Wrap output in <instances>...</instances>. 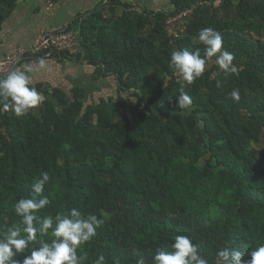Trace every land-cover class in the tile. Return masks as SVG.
Here are the masks:
<instances>
[{"label": "trees", "instance_id": "1", "mask_svg": "<svg viewBox=\"0 0 264 264\" xmlns=\"http://www.w3.org/2000/svg\"><path fill=\"white\" fill-rule=\"evenodd\" d=\"M17 2L0 0V27ZM187 10L185 31L170 36L167 21ZM204 27L222 35L240 74L225 80L213 58L186 87L193 105L184 115L170 53L203 54L196 37ZM69 30L80 33L78 53L52 56L88 61L114 78L115 94L96 102L82 89H54L39 115L0 114V231L19 222L15 202L47 171L41 216L77 208L103 220L78 249L84 264L100 254L106 264H135L140 255L152 264L177 234L190 236L209 264L224 246L247 258L264 244V0H105ZM234 88L239 103L228 96Z\"/></svg>", "mask_w": 264, "mask_h": 264}, {"label": "clouds", "instance_id": "2", "mask_svg": "<svg viewBox=\"0 0 264 264\" xmlns=\"http://www.w3.org/2000/svg\"><path fill=\"white\" fill-rule=\"evenodd\" d=\"M203 45L195 50L178 49L170 53V67L180 77L179 94L175 98L177 108L184 115L191 114L192 98L186 87L199 80L213 58L224 79L240 74V68L234 63L235 54L223 47L222 35L211 27L200 29L196 37ZM49 68L45 57L37 59L35 67L28 65L13 68L0 77V114L11 113L16 118L36 115V110L45 101V96L33 86V73ZM223 81L217 80L216 87L221 88ZM229 98L239 103L241 93L232 89ZM181 115V112L177 113ZM50 176L43 171L31 182L32 194L20 198L14 204L19 222L6 226L0 231V264H84L87 257L78 255V249L91 241L97 229L103 224L95 214L84 215L77 208L57 212L54 216H41L40 211L50 204L45 192ZM5 222L7 217H0ZM51 235L50 242L45 239ZM20 261L16 257L29 252ZM216 264H264V244L245 254L236 247L224 246L215 253ZM93 264H106V257L100 254ZM119 264V260H114ZM135 264H147L144 256L136 257ZM152 264H209L208 258L198 244L188 235L177 234L170 247H157L152 256Z\"/></svg>", "mask_w": 264, "mask_h": 264}, {"label": "crops", "instance_id": "3", "mask_svg": "<svg viewBox=\"0 0 264 264\" xmlns=\"http://www.w3.org/2000/svg\"><path fill=\"white\" fill-rule=\"evenodd\" d=\"M103 2L105 0H18L12 14L0 27V54H11L21 47L30 48L41 34L66 30ZM41 57L47 59L49 68L33 73V86L45 96L36 115L47 101L49 90L58 89L71 95L75 89H82L89 96L88 100L96 102L114 96V78L100 77L97 67L88 61L56 55ZM38 58H31L24 67H35Z\"/></svg>", "mask_w": 264, "mask_h": 264}, {"label": "built area", "instance_id": "4", "mask_svg": "<svg viewBox=\"0 0 264 264\" xmlns=\"http://www.w3.org/2000/svg\"><path fill=\"white\" fill-rule=\"evenodd\" d=\"M140 11V9H137ZM191 10L180 12L167 21V31L170 36L177 38L187 26V18ZM80 33L74 31H58L41 34L30 48H18L11 54H0V76H5L10 70L30 56H51L55 52H68L76 55L79 50Z\"/></svg>", "mask_w": 264, "mask_h": 264}, {"label": "rangeland", "instance_id": "5", "mask_svg": "<svg viewBox=\"0 0 264 264\" xmlns=\"http://www.w3.org/2000/svg\"><path fill=\"white\" fill-rule=\"evenodd\" d=\"M169 3L167 2L166 3V5H168ZM150 7L151 8H153V9H158V8H160V5L156 2V1H154V2H152L151 4H150ZM40 36V35H39ZM38 36V37H39ZM37 39V38H36Z\"/></svg>", "mask_w": 264, "mask_h": 264}]
</instances>
